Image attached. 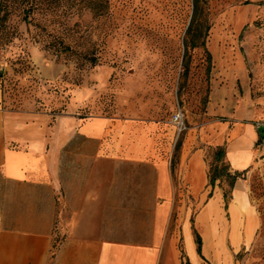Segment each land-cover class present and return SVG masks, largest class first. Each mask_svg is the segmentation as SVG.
Wrapping results in <instances>:
<instances>
[{
  "label": "rangeland",
  "instance_id": "rangeland-1",
  "mask_svg": "<svg viewBox=\"0 0 264 264\" xmlns=\"http://www.w3.org/2000/svg\"><path fill=\"white\" fill-rule=\"evenodd\" d=\"M170 2L179 14L164 30ZM215 31L213 64L231 51L234 62L245 63L249 85L221 80L217 68L225 102L206 116L210 84L202 43L212 53ZM0 107L38 109L52 120L76 113L108 125L104 139L112 137V124L118 127L120 153L165 156L176 187L167 195L166 264H220L205 251V212L226 184L218 182L209 199L207 174L212 151L233 140L237 127L264 123V0H0ZM178 110L188 115L180 134L171 122ZM130 127L132 149L122 135ZM249 161L230 157L234 167L248 164L235 187L247 210L234 212L232 202L225 209L222 195L216 203L219 222L211 232L224 237L227 264H264V143ZM234 218L240 239L254 223L237 247L230 235ZM192 219L204 259L196 254Z\"/></svg>",
  "mask_w": 264,
  "mask_h": 264
},
{
  "label": "crops",
  "instance_id": "crops-1",
  "mask_svg": "<svg viewBox=\"0 0 264 264\" xmlns=\"http://www.w3.org/2000/svg\"><path fill=\"white\" fill-rule=\"evenodd\" d=\"M219 34L210 36L211 55ZM233 63L213 64L206 116L225 102L227 88L217 82L218 70L221 80L249 85L245 63ZM52 117L33 108L0 107V264H166L167 195L176 188L166 157L120 153L113 124L112 137L104 139L108 125L84 122L71 112ZM133 134L132 127L122 133L131 149L137 145ZM232 137L224 144L227 161L233 156L249 164L260 141L258 129L237 127ZM247 165L230 162L238 172ZM187 166L191 169L190 161ZM219 192L216 203L223 196ZM231 202L234 212L247 210L236 188ZM253 229L249 221L240 239L234 218V245ZM56 235L59 248L51 259ZM219 237L217 254H208L227 264Z\"/></svg>",
  "mask_w": 264,
  "mask_h": 264
},
{
  "label": "trees",
  "instance_id": "trees-1",
  "mask_svg": "<svg viewBox=\"0 0 264 264\" xmlns=\"http://www.w3.org/2000/svg\"><path fill=\"white\" fill-rule=\"evenodd\" d=\"M208 32L209 30L207 31L206 35L208 34ZM241 37H242V34L240 35V39ZM202 48L204 49V52L206 55V61H207V67H206V72H205L206 80H207V83L210 84L211 71L213 68L212 55L208 51L205 41L202 43ZM207 100H208V97L204 101L205 103L204 105H207ZM258 144H261V141H259ZM243 173L238 172V171H235V172L231 171L230 165L226 157L225 145L216 147L212 151V160L209 164V170L207 174V185L211 188V192L208 198L209 199L211 198L213 190L218 182L226 184V188L223 189V201L225 204V209H227L229 204L232 201V195H233V191L236 186V183L238 182L239 179H241V177L243 176ZM191 230H192L194 243L196 247V253L201 259H204L203 240L195 228V223L193 219L191 220ZM58 248H59V241L55 240L54 245H53L51 259L55 257V253L58 250ZM186 264H190V262L187 260Z\"/></svg>",
  "mask_w": 264,
  "mask_h": 264
},
{
  "label": "bare ground",
  "instance_id": "bare-ground-1",
  "mask_svg": "<svg viewBox=\"0 0 264 264\" xmlns=\"http://www.w3.org/2000/svg\"><path fill=\"white\" fill-rule=\"evenodd\" d=\"M169 7L172 9L171 11H168L166 14V21H163L160 23V27L164 28V30L170 29L174 27V19L178 16L179 12L177 9V6L174 5L173 3H169L168 4ZM136 16H134V22H133V33H136L138 25H137V21H136ZM136 38V37H134ZM227 55H225V54ZM221 55V58H223L224 56L226 57V59L223 61L224 63L229 62L231 64H234L233 61V57H232V52L231 51H224V52H220L219 53ZM205 214L207 215V221L205 223V227H206V242H208V247L206 246L205 251L208 253H215L217 254L218 252V245H219V240L220 237L216 234V233H212L211 231L214 230L213 226L216 225L219 221H218V209L215 206V204H210L207 207V210L205 212ZM223 225L220 224V227H222ZM225 230H228V228L225 226Z\"/></svg>",
  "mask_w": 264,
  "mask_h": 264
},
{
  "label": "built area",
  "instance_id": "built-area-1",
  "mask_svg": "<svg viewBox=\"0 0 264 264\" xmlns=\"http://www.w3.org/2000/svg\"><path fill=\"white\" fill-rule=\"evenodd\" d=\"M188 118L187 113L178 110L171 119L172 124L176 127L178 134L182 133L185 130L184 122ZM260 141L264 143V123L258 125Z\"/></svg>",
  "mask_w": 264,
  "mask_h": 264
}]
</instances>
